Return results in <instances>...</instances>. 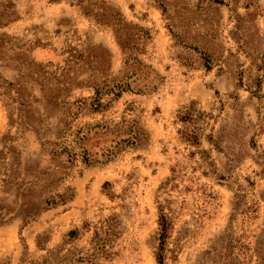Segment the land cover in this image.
Listing matches in <instances>:
<instances>
[{
  "label": "rangeland",
  "instance_id": "rangeland-1",
  "mask_svg": "<svg viewBox=\"0 0 264 264\" xmlns=\"http://www.w3.org/2000/svg\"><path fill=\"white\" fill-rule=\"evenodd\" d=\"M105 1L151 33L141 57L162 80L154 91L104 94L96 109L92 85L102 76L85 64L65 69L64 59L73 48L108 52V74H119L113 27L70 0H0V11L13 4L16 14L0 33L23 46L19 61L0 67L12 83L0 97V151L18 155L24 181L38 178L36 195L69 197L28 222L1 224L0 264H60L46 256L74 249L87 256L106 221L115 234L95 264H159L162 213L167 264H260L264 0ZM190 107L204 121H182ZM126 124L139 143L128 141ZM195 124L199 143L183 136ZM2 177L0 169V200Z\"/></svg>",
  "mask_w": 264,
  "mask_h": 264
},
{
  "label": "trees",
  "instance_id": "trees-1",
  "mask_svg": "<svg viewBox=\"0 0 264 264\" xmlns=\"http://www.w3.org/2000/svg\"><path fill=\"white\" fill-rule=\"evenodd\" d=\"M72 3L81 7V9L87 15H92L98 23L109 25L113 27L115 37L119 46L123 52V67L119 74H108L110 55L108 52L95 53L91 49H84L77 53V49L69 50L70 57L64 59L63 67L65 69L73 67H83L84 64L90 69L96 71L101 75L99 82H94L92 85L94 93L96 95L94 108L99 109L104 105L102 95L110 94L119 96L124 91L136 89L139 92H149L157 89L159 82L162 80V76L152 66V64L146 62L141 54L144 53L146 42L151 38V33L148 29L141 25L134 24L127 21L124 15L110 6L105 0H70ZM13 4L4 5L3 11H0V27H3L10 21L15 19V12L10 7ZM17 50L22 51L23 46L18 45L17 42L12 41V38L5 33H0V67L4 61H19L20 54ZM74 51L76 53H74ZM22 61V60H21ZM12 83L3 77L0 71V97H5L6 90L11 89ZM15 88L13 87L12 90ZM206 113L196 107L187 108L184 114L180 117L182 121L187 123L196 122L199 119L204 121ZM208 116V115H207ZM192 124V123H191ZM128 129L130 135L128 141L131 143H139L140 131L135 125H124ZM199 127L193 125V128L183 132V136L187 141L192 143L200 142ZM88 132L84 133L81 140L89 139ZM213 139V136L210 135ZM68 161H71L76 155L74 152H69ZM8 156V152L0 151V169H2V182L3 191L5 196L0 200V225L21 217L23 221L28 222L30 219L36 217L42 210H47L50 207L59 203H66L68 200V194L66 192H56L48 196L43 195L44 189L42 188L41 194L36 195L31 191V186L37 182V177L34 180H23L20 175L16 174L15 165L20 164V158L18 155ZM85 162H89V157H85ZM27 191V192H26ZM13 196L11 199L14 205L6 204V200L9 196ZM159 233L160 245L159 251L156 254V258L159 264H167L165 262V244L168 237V231L170 222L168 215L162 213L160 216ZM102 227H98L95 230V240L93 249L86 251L82 250H70L68 254L54 252L46 256L45 261L50 259L57 260L60 264H74L76 261L87 262L88 264L94 263V256L98 253H109L107 245L110 237L115 234V230L110 221H106ZM78 231L72 230L69 233L71 238H75ZM262 246L256 251L261 257L260 264H264V240L260 243ZM81 258V259H80ZM229 264V263H223ZM232 264V263H230ZM252 264V263H244Z\"/></svg>",
  "mask_w": 264,
  "mask_h": 264
}]
</instances>
